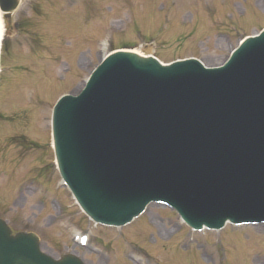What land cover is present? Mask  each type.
Masks as SVG:
<instances>
[{
	"label": "water",
	"instance_id": "1",
	"mask_svg": "<svg viewBox=\"0 0 264 264\" xmlns=\"http://www.w3.org/2000/svg\"><path fill=\"white\" fill-rule=\"evenodd\" d=\"M19 4L0 0L3 17ZM51 123L59 173L97 223L123 226L152 203L195 229L264 223V29L219 66L111 52ZM0 264L85 263L0 217Z\"/></svg>",
	"mask_w": 264,
	"mask_h": 264
},
{
	"label": "rangeland",
	"instance_id": "2",
	"mask_svg": "<svg viewBox=\"0 0 264 264\" xmlns=\"http://www.w3.org/2000/svg\"><path fill=\"white\" fill-rule=\"evenodd\" d=\"M0 19V217L13 231L85 264H264V224L198 232L151 204L126 226L96 225L62 183L51 137L57 99L109 51L148 46L164 63L217 66L264 28V0H20Z\"/></svg>",
	"mask_w": 264,
	"mask_h": 264
},
{
	"label": "bare ground",
	"instance_id": "3",
	"mask_svg": "<svg viewBox=\"0 0 264 264\" xmlns=\"http://www.w3.org/2000/svg\"><path fill=\"white\" fill-rule=\"evenodd\" d=\"M2 17V13L0 12V18ZM2 33H3V26H2V22H1V19H0V42L2 40ZM135 52L143 55V56H149V52L147 50V48H144L142 50H134Z\"/></svg>",
	"mask_w": 264,
	"mask_h": 264
},
{
	"label": "trees",
	"instance_id": "4",
	"mask_svg": "<svg viewBox=\"0 0 264 264\" xmlns=\"http://www.w3.org/2000/svg\"><path fill=\"white\" fill-rule=\"evenodd\" d=\"M5 43L6 42H4L3 45H2V51L5 49Z\"/></svg>",
	"mask_w": 264,
	"mask_h": 264
}]
</instances>
